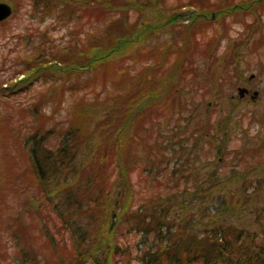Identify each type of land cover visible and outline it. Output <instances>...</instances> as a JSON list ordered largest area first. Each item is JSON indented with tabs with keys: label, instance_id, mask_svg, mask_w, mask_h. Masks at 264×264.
Segmentation results:
<instances>
[{
	"label": "rangeland",
	"instance_id": "obj_1",
	"mask_svg": "<svg viewBox=\"0 0 264 264\" xmlns=\"http://www.w3.org/2000/svg\"><path fill=\"white\" fill-rule=\"evenodd\" d=\"M3 1L12 5L13 11L0 22V264H47V260L54 264H73L71 254L80 251L82 244L87 247L88 243V240L85 243L79 240L76 224H87L86 234L95 242L100 240L106 225L101 223L97 212L92 224L85 222L86 219L79 218L82 211L73 206L70 211L75 214L69 215L63 209V216L59 215L53 209L52 198L38 190L28 167L25 168L24 147L35 133L37 138L43 135L42 141L47 146H56L61 132L69 127L72 106L79 99L93 101L91 97L98 95L97 100L103 101L108 89L110 104L116 108L122 106L124 101L117 95L124 88L119 85L121 80L118 85L104 81L107 88L101 91L100 72L85 70L75 76L65 73L69 70L44 68L51 63L47 61L50 57L44 56L50 47H82L88 34L96 28L97 21L92 15L106 13L107 16L108 12L101 6L84 4L88 0L78 2L75 7L71 5V9L69 4L68 9H61L45 8L43 1L37 4L33 0ZM111 1L114 2L109 0L108 4L112 6ZM165 1L172 5L189 2ZM228 1L226 5L243 4L246 0ZM261 6L253 15L246 9L226 15L224 34L211 46L210 55L203 50H207L209 39L221 30L222 22L214 20L204 32L197 34L199 48L191 59L193 70L186 71L179 102L175 100L177 103H172L170 111L167 107L162 109L155 101L145 116L137 107L131 109V120L125 124L131 128L138 121L139 126H143L137 144L133 139L128 140L133 138L132 134H122L126 143L129 141L125 144L129 153H125L123 162L128 168L127 182L133 188L134 206L146 205L151 199L162 201L167 195H182L187 210L185 218L195 220L197 232L208 228L207 223L215 219L217 223L242 228L257 235L259 241L264 240V0ZM192 9L182 6L177 12L178 21L192 22ZM128 14L131 20L137 15L133 11ZM169 41V33L159 34L140 45L152 53ZM41 47L44 54L39 65L43 74L23 81L26 77L22 74L23 60ZM130 49L133 51L132 47ZM231 52L238 57L230 59L218 75H213L208 68H221L219 59ZM119 60L130 76L139 73L142 86L152 78L151 70L144 80L140 72L143 65L151 62L135 63V54L130 52ZM237 75H241V79ZM250 75L254 77L247 82ZM238 86L258 91V97L239 100L236 97ZM153 87L150 84L148 88L153 90ZM154 91H160V87ZM233 95L235 98L231 99ZM126 110L127 106L119 108L117 121ZM203 124L207 131L197 132L196 128ZM256 126L255 134H251ZM4 143L9 145L10 155L5 152ZM81 151L77 152L73 168L70 166L72 173L68 175L65 170L52 176L50 187L54 191L60 187L67 189L66 184L75 180L83 185L80 178L90 171L87 164L90 155ZM8 158H13L15 167L7 172L4 165ZM94 167L91 164V171L96 173ZM98 174L95 175L99 178ZM210 176L213 178L209 179ZM114 179L113 176L107 178L109 183ZM211 183L224 187L209 194L206 191L205 195L204 189ZM77 197L83 198V195L77 193ZM216 201L224 207L218 214L211 209ZM184 210L175 207L171 213L181 218ZM73 217H76L74 221ZM98 230L100 235L96 236ZM116 230L114 237L126 255H115V263L141 264L138 256L145 246L144 237L125 222ZM99 254L113 256L104 247L99 249ZM82 264H94L93 259H86Z\"/></svg>",
	"mask_w": 264,
	"mask_h": 264
},
{
	"label": "trees",
	"instance_id": "obj_2",
	"mask_svg": "<svg viewBox=\"0 0 264 264\" xmlns=\"http://www.w3.org/2000/svg\"><path fill=\"white\" fill-rule=\"evenodd\" d=\"M33 1L35 4L43 1L42 6L45 8L50 6L61 9H68L66 8L68 4L71 9V5L75 7L78 2L84 3L83 0H60L59 3V0ZM113 1H111L112 6L108 4L109 0L85 2L84 4L103 7L108 15L106 16V13L99 16L92 15L97 21L94 23L96 28L88 34V40L82 47L75 45L61 48L50 47L44 56L50 57L47 61L51 63L44 68H54L56 71L69 70L65 73L68 72L75 76L82 75L85 70L100 72L103 76H101V91L107 88L104 81L110 80L113 85H118V81L121 80L119 85L124 88L122 93L119 92L117 95L121 101H124L122 106L116 108L110 104L108 101L110 90L108 89L105 91L106 96L103 101L97 100L98 95L91 97L93 101L79 99L72 106L73 117L69 127L61 132L62 136L56 146H47L42 141L43 135L37 138V133H35L30 135L29 144L24 147L25 168L28 167L38 190L44 192L45 197L52 198L53 209L59 215L63 216V209L69 215L75 214L70 211V206H73L82 211L83 214L79 218L86 219L85 222L92 224L94 219L92 217L97 212L101 217V223L106 225L100 240H96V244L94 238L86 234L87 224L86 226L80 224L81 222L76 224L75 233L79 240L83 243L88 240V243H86L87 247L82 244L83 249L78 250L76 254H71L73 264H82L89 258L93 259L94 264H116L115 255H126L114 237V232L124 222L133 230L141 233L145 239V246L140 249L139 253L142 264H264V240L259 241L257 235L247 230L233 225H224L222 222L217 223L213 219L207 223L208 228L197 232L195 220L190 217L185 218L187 210L182 195H167L162 201L157 202L151 199L146 205L134 206L133 188L127 182L128 168L123 162L125 153H129L125 145L129 141L126 143L122 136L124 133L132 134L133 138L128 140L133 139L132 141L138 143L139 131L143 126H139L138 121L131 128L125 124L131 120L132 108L137 107L138 112L140 111L141 115L145 116L154 101L161 104L162 109L167 107V111H170L173 102H179V90L186 71L189 68L193 70L191 59L195 58L198 53V33L204 32L209 23L214 20L222 22L221 30L209 39L207 50H203L205 54L210 55L211 46L215 45L219 37L224 34V17L231 13L235 15L244 9L249 10L252 15L256 14L257 10L262 7L263 0H246L243 4L228 5H226L229 3V1L226 2L227 0H189L186 4L173 5L167 4L165 0ZM182 6L193 8L191 10L192 22L178 21L177 12L181 11ZM129 11L137 13L134 20H131ZM73 13H75L74 10ZM167 33L170 34L169 44L160 46L152 53L147 52L140 45L142 41H147L155 35ZM43 50V47L37 48L32 53L33 56H28L23 60L25 70L22 74L26 75L23 81L29 78L35 79L43 74L40 72L42 66L39 65L41 56L44 54ZM126 52L135 54V63L151 62V64L143 65L140 71L143 80L148 70H151L152 74L150 81L145 82L143 86L140 84L141 78H138L139 73L130 76L127 67L119 63V59ZM171 57H173L172 60ZM237 57L238 55L233 52L225 54L219 59L221 68L209 67L208 69L212 70L213 75L216 76L226 67L230 59ZM238 76L241 78V75ZM95 77L98 76L95 74ZM150 84L154 85L153 90L148 88ZM157 86L160 87V91H154ZM167 92H170L169 96ZM165 96L168 99L171 96L172 100L168 101ZM124 106H127L128 110L122 112L117 121L116 112ZM189 117L191 120V115ZM204 127L203 124L201 128H196L197 132H206L207 129ZM3 147L10 155L9 145L4 143ZM79 150L86 151L90 155L87 159L90 171L86 176L81 175L82 178L78 176L83 185L75 180L66 184L67 189L60 187L54 191L50 187L53 182L52 176L62 174L65 170L67 174L72 173L70 166L73 168ZM12 160L6 159L4 166L7 172L13 166L15 167ZM91 164L95 166L93 169L97 171L96 173L91 171ZM97 173H99V178L95 175ZM108 176H113L115 179L109 183ZM212 178L210 176L209 179ZM223 187L220 183H211L208 188L206 187L207 190L203 189L206 195V191L209 194ZM228 192L232 193L230 190ZM77 193L82 194L83 198L77 197ZM175 207L180 211L182 208L185 209L181 218L171 213ZM223 208L222 203L219 204L216 201L215 206L211 208L212 213L218 214ZM75 219L76 217H73V221ZM72 231L74 232L73 228ZM262 233L264 234V229ZM99 235L98 230L96 236ZM103 247L108 249L113 256L99 254V249ZM50 262L46 261L47 264H54Z\"/></svg>",
	"mask_w": 264,
	"mask_h": 264
},
{
	"label": "water",
	"instance_id": "obj_3",
	"mask_svg": "<svg viewBox=\"0 0 264 264\" xmlns=\"http://www.w3.org/2000/svg\"><path fill=\"white\" fill-rule=\"evenodd\" d=\"M12 12L11 7L4 3V2H0V21L6 19ZM248 92V90L244 87H238L237 88V94L239 98H242L246 93ZM257 91H254L252 93L251 98L255 99L257 97Z\"/></svg>",
	"mask_w": 264,
	"mask_h": 264
},
{
	"label": "flooded vegetation",
	"instance_id": "obj_4",
	"mask_svg": "<svg viewBox=\"0 0 264 264\" xmlns=\"http://www.w3.org/2000/svg\"><path fill=\"white\" fill-rule=\"evenodd\" d=\"M239 77V76H238ZM253 75H250L247 79H246V81L247 82H250V80H252L253 79ZM240 78V77H239ZM241 79V78H240ZM246 87V86H245ZM237 89V88H236ZM246 89L248 90V92L242 97V98H238L239 100H244L245 98H247V97H249L250 99H251V94L250 93H252V91H250L247 87H246ZM257 97H258V94H257ZM256 97V98H257ZM235 98V96L233 95L232 97H231V99H234Z\"/></svg>",
	"mask_w": 264,
	"mask_h": 264
},
{
	"label": "clouds",
	"instance_id": "obj_5",
	"mask_svg": "<svg viewBox=\"0 0 264 264\" xmlns=\"http://www.w3.org/2000/svg\"><path fill=\"white\" fill-rule=\"evenodd\" d=\"M257 128H258V126H256V128H254V129L252 130V133H251V134H255V131H256Z\"/></svg>",
	"mask_w": 264,
	"mask_h": 264
}]
</instances>
